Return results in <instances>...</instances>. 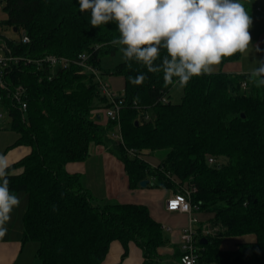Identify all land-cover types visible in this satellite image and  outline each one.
Masks as SVG:
<instances>
[{
    "label": "trees",
    "instance_id": "16d2710c",
    "mask_svg": "<svg viewBox=\"0 0 264 264\" xmlns=\"http://www.w3.org/2000/svg\"><path fill=\"white\" fill-rule=\"evenodd\" d=\"M0 3L7 12L3 24L18 33L10 37L0 32L10 55L75 57L89 52L104 76L121 75L125 84L122 91L114 88L123 100V139L118 142L113 135L118 122L105 113L104 125L96 115L111 102L94 74L75 63L52 72L23 60L5 69L10 91L26 87L27 107L22 109L10 91H4L0 109L6 115L0 128L20 133L13 145L31 147L10 165L9 188L27 194L23 237L37 242L41 264H106L115 240L125 254L129 244L136 243L143 264H155L158 248L170 241L169 231L146 204L100 201L79 172L68 171L66 164L85 160L93 143L105 145L122 160L131 188L141 187L144 179L150 180L148 186L174 191L184 185L194 188L192 201L199 205L195 213H212L206 228L196 227L202 264H264V87H256L248 73L220 70L194 77L183 88L182 100L173 102L174 85L164 87L162 72L148 73L135 60L103 70V56L118 49L112 40L119 31L115 22L93 27L91 13H81L78 0ZM164 54L161 50V57ZM242 55L224 58L222 64ZM141 73L144 82L132 84L130 78ZM165 95L169 102L161 100ZM145 155L156 156L158 163L152 165ZM247 235L254 239L223 247L225 238ZM202 237L208 242L200 243Z\"/></svg>",
    "mask_w": 264,
    "mask_h": 264
},
{
    "label": "clouds",
    "instance_id": "9594fccd",
    "mask_svg": "<svg viewBox=\"0 0 264 264\" xmlns=\"http://www.w3.org/2000/svg\"><path fill=\"white\" fill-rule=\"evenodd\" d=\"M81 13L90 12L93 27L115 22L119 37L112 44L125 62L135 60L148 73H163L164 87L185 88L194 77L210 75L224 58L251 47L252 20L241 0H78ZM161 50L164 55L161 57ZM160 60L157 64L156 61ZM256 87H264V60L248 72ZM141 73L130 82L140 85ZM10 163L0 154V237L21 200L9 188ZM173 209L177 207L171 205ZM187 210V206L182 209ZM184 264H195L184 257Z\"/></svg>",
    "mask_w": 264,
    "mask_h": 264
},
{
    "label": "crops",
    "instance_id": "0c3cea01",
    "mask_svg": "<svg viewBox=\"0 0 264 264\" xmlns=\"http://www.w3.org/2000/svg\"><path fill=\"white\" fill-rule=\"evenodd\" d=\"M250 9L252 20L249 32L251 35V47L243 53L240 60L229 61L222 64L221 70L225 72L248 73L256 66V61L264 60V0H241ZM111 84L118 91L124 89V78L121 75H111ZM98 119L104 124L107 120L103 108H99L96 113ZM20 133L12 128H0V154L8 158L10 165L29 153L31 147L25 144L13 145L19 138ZM89 156L83 161H74L66 164L70 172H79L82 179L85 178L93 160L92 170L94 179L106 188L107 197L118 202L143 203L146 204L151 214L160 221L163 226H169L171 230L167 232L170 241L158 248L155 264H180V237L183 228L189 225L191 215L186 212L169 211L166 208L167 199L174 192L172 188H161L153 186H141L131 188L129 178L126 173L124 163L109 149L102 144H91ZM152 165H156L159 159L154 155H148ZM93 157V158H92ZM97 159V160H96ZM71 165H79V168H72ZM85 168V169H84ZM16 173L21 172L17 169ZM88 177V176H87ZM90 180V179H89ZM83 181H85L83 179ZM84 184L90 189V185L85 181ZM91 190V189H90ZM92 191V190H91ZM93 192V191H92ZM21 203L11 213V220L7 223V232L0 237V264H41L37 256V242L24 240L23 215L27 207L28 197L24 192L16 194ZM197 221L195 227L208 225V220L212 216L211 212L201 211L196 214ZM254 239V236L227 237L223 241L224 248H233L239 240ZM145 261L141 248L134 242L129 244V250L125 254L123 244L115 240L112 242L110 251L106 257V264H143Z\"/></svg>",
    "mask_w": 264,
    "mask_h": 264
},
{
    "label": "built area",
    "instance_id": "2783aa9c",
    "mask_svg": "<svg viewBox=\"0 0 264 264\" xmlns=\"http://www.w3.org/2000/svg\"><path fill=\"white\" fill-rule=\"evenodd\" d=\"M30 39L27 35L23 36V41L28 42ZM7 50V52H6ZM2 51L4 54H2ZM10 50L6 48L3 44L2 39L0 38V104L3 99V92L10 91V86L5 79V69L10 63L23 60L26 64H34L37 68L48 67L53 72L55 68L58 67H67L71 63L78 64L83 67L86 71L94 74L96 82L98 83L101 93L109 99L111 105L105 109V113L111 120L120 121V111L122 107L123 100L119 97L118 93L111 82L108 79H105V76L102 74L101 69L94 63L90 61L91 53L82 52L75 57H67L63 55H57L53 53H46L39 57L31 56H14L10 55ZM52 74V73H51ZM25 91L26 87L23 85H17L10 91L12 98L21 105L22 109L27 107V102L25 101ZM163 102H169L170 99L165 95L161 99ZM6 115V110H0V124L3 122ZM119 124V123H118ZM122 136V133H120ZM132 154H135V150H129ZM213 158H210V162H213ZM194 188L192 186L184 185L182 191H174L171 196L167 199L166 208L169 211H179L186 212L191 215L190 223L188 226L182 229L180 237V264H184V257H188L190 260L194 259L195 264H202L200 260L199 253L197 252L196 245V235L197 229L195 223L197 221V216L194 210L199 209L198 204H194L192 201V193ZM172 204H176L177 207L173 209ZM187 206V210L183 211L184 207ZM167 230H171L168 226H163ZM206 233L209 230L205 231Z\"/></svg>",
    "mask_w": 264,
    "mask_h": 264
},
{
    "label": "rangeland",
    "instance_id": "374dc122",
    "mask_svg": "<svg viewBox=\"0 0 264 264\" xmlns=\"http://www.w3.org/2000/svg\"><path fill=\"white\" fill-rule=\"evenodd\" d=\"M7 18V12L3 9V4L0 3V32L5 34V35H8L10 37H17L18 36V33L9 29L7 26H5L3 24V20H5ZM119 47L118 46V49L116 51V53L114 54H105L101 60V66L103 68V70H111L113 69L117 64H119L120 62L124 61L123 57H122V53L120 52L119 50ZM2 54H4V52L2 51ZM221 67H222V63L218 66H215L214 68V71L213 72H217V71H220L221 70ZM111 75H105V79H108L109 80V77ZM110 81V80H109ZM183 94H184V89H181L177 86H173L172 89H171V92H170V97H171V100L173 102H179L182 100V97H183ZM1 110V109H0ZM118 121H116L117 123ZM120 122V121H119ZM118 122V123H119ZM108 121H106L104 123V125H107ZM121 133V127L119 124H117L115 126V129H114V133L113 135L115 136L114 138L118 141V142H122V136L120 135ZM156 154L158 155H162L157 153ZM93 158V157H92ZM146 158V161L148 160L149 161V156L145 155ZM93 160L94 158L92 159V161L90 160L89 164L90 166H88V172H87V175L85 176V178H83L87 183L88 185H90V189L93 191V195L94 197H96V199H104L102 197H107V191H106V188L103 187L102 184H99L98 181H93L94 177L93 176H90L91 173H93V170H92V164H93ZM97 160V159H96ZM70 162H74V161H70ZM78 162V161H77ZM150 162V161H149ZM69 163V162H68ZM71 167L74 169V168H79V165H71ZM79 169H82L83 168H79ZM85 169V168H84ZM88 176V177H87ZM90 179V180H89ZM84 181V182H85ZM183 186V185H182ZM105 200H111V201H115V199H111V198H105ZM203 228H206V225L203 226ZM213 230H215L213 227H212ZM253 236V235H251ZM210 264H218V263H210Z\"/></svg>",
    "mask_w": 264,
    "mask_h": 264
},
{
    "label": "water",
    "instance_id": "95a60500",
    "mask_svg": "<svg viewBox=\"0 0 264 264\" xmlns=\"http://www.w3.org/2000/svg\"><path fill=\"white\" fill-rule=\"evenodd\" d=\"M15 30H16V28H15ZM149 181H150V180H148V179H144V180H142V181H141V186H143V187L147 186L148 183H149ZM207 242H208V239H207L206 237H202V238L200 239V243H207Z\"/></svg>",
    "mask_w": 264,
    "mask_h": 264
},
{
    "label": "snow or ice",
    "instance_id": "6c2138e0",
    "mask_svg": "<svg viewBox=\"0 0 264 264\" xmlns=\"http://www.w3.org/2000/svg\"><path fill=\"white\" fill-rule=\"evenodd\" d=\"M173 206H175V204H173Z\"/></svg>",
    "mask_w": 264,
    "mask_h": 264
}]
</instances>
